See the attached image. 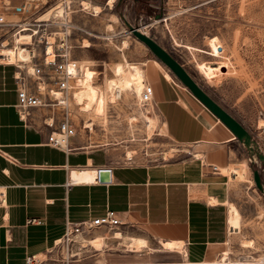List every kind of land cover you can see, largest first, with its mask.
I'll list each match as a JSON object with an SVG mask.
<instances>
[{
    "label": "rangeland",
    "instance_id": "obj_1",
    "mask_svg": "<svg viewBox=\"0 0 264 264\" xmlns=\"http://www.w3.org/2000/svg\"><path fill=\"white\" fill-rule=\"evenodd\" d=\"M85 1L99 5L101 12L94 11L92 5L86 8ZM109 1L0 0L6 19L2 24L13 26L8 34L0 29V61L24 58L21 46H34L35 56L42 57L46 36L51 41L62 35L53 33L62 30L53 22L69 21L72 25L65 38L72 44V70L77 74L71 79L74 98L69 100L75 135L89 144L108 142L121 162L188 159L195 145L168 136L152 103L142 102L133 88L123 90L115 101H109L106 81L114 77L116 64H125L126 60L144 69V79H150L151 73L159 70L155 60L159 61L176 82L184 85L128 30L126 19L177 58L259 140L264 153V0H114L111 6ZM58 7L64 8V16L56 15ZM36 18L47 20L50 25L44 35L39 37L35 33L30 39L22 33L15 44L17 24ZM108 24H112L111 29ZM125 41L127 44L123 46ZM77 66H81L83 79L78 78L82 71L78 72ZM55 115L60 117V112ZM238 143L241 149L233 163L221 168L228 175L226 198L234 203L230 205L234 231L224 247V251H233L229 255L199 263L177 261L154 248L129 250L124 243V238L131 236L128 229L113 232L83 227H71L55 249L62 247L63 255L67 249L76 253L77 260L71 264H253L254 259L264 264V192L256 187L252 174V169L257 168L264 183V163L256 155L251 157L245 146ZM241 162L245 164L243 171H238L237 178H231L234 165ZM116 232H121L123 238L115 237ZM53 252L39 257H49Z\"/></svg>",
    "mask_w": 264,
    "mask_h": 264
},
{
    "label": "crops",
    "instance_id": "obj_2",
    "mask_svg": "<svg viewBox=\"0 0 264 264\" xmlns=\"http://www.w3.org/2000/svg\"><path fill=\"white\" fill-rule=\"evenodd\" d=\"M11 59L0 61V264H23L26 256L44 255L63 238L67 222L102 215L107 208L116 211L129 235L146 239L131 251L154 248L169 259L192 263L233 252L224 251L234 231V203L226 198L228 175L221 168L233 163L240 141L186 86L166 77L158 65L145 79L152 85L151 103L162 128L175 141L194 144L192 156L164 163L121 162L108 142L89 144L74 134L66 146L48 143L51 127L42 117L49 109L32 107L22 119L16 107L17 60ZM54 117L56 122L59 116ZM242 166L234 165L231 178ZM99 168L110 170L109 181L98 180ZM75 172L91 177L81 180ZM166 242L175 246L167 249Z\"/></svg>",
    "mask_w": 264,
    "mask_h": 264
},
{
    "label": "built area",
    "instance_id": "obj_3",
    "mask_svg": "<svg viewBox=\"0 0 264 264\" xmlns=\"http://www.w3.org/2000/svg\"><path fill=\"white\" fill-rule=\"evenodd\" d=\"M5 22V13L2 5L0 6V23ZM46 20L34 19L31 24H35L38 29L46 32L44 27ZM29 23V22H27ZM63 30V35H56L57 40H48L45 38V44L43 46L42 60L39 62L35 60L33 69L31 72L22 70L23 64H16L17 69L14 73V82L17 91L16 107L22 119H24L28 110L32 107H47L50 110L49 115H43L42 122L44 125L51 127L47 136V141L54 146H66L68 137L75 134V125L70 118L69 100L73 97L72 89L74 85L70 82L74 76L70 70L71 63L69 62V48L72 44L65 38V33L71 27V23L68 21H56ZM27 24V28L31 30L32 26ZM17 26L21 29V25ZM16 28V29H19ZM58 34V30L53 32ZM42 35V34H41ZM50 46V49L48 48ZM30 52V57H35L33 46L26 47ZM146 82V86L143 90L142 101H152V85ZM60 112V117L55 122V113ZM51 117V118H49ZM214 171H217V166H212ZM3 200V193L0 191V203ZM71 227H83L84 229H110L115 231H121L125 228L120 220V217L114 209L107 208L104 214L98 215L92 218L84 219L76 224H66V233H69ZM230 230V229H229ZM64 235V236H65ZM63 236V237H64ZM60 239L57 243L51 247L48 252L49 257H39L37 255L26 256L23 264H71L77 260L75 258L76 253L68 252L62 254V247L60 250L55 247H60ZM55 249V250H54ZM47 252V253H48ZM60 252V253H59ZM60 254L61 256H58ZM263 261H257L254 259L253 264H263Z\"/></svg>",
    "mask_w": 264,
    "mask_h": 264
},
{
    "label": "bare ground",
    "instance_id": "obj_4",
    "mask_svg": "<svg viewBox=\"0 0 264 264\" xmlns=\"http://www.w3.org/2000/svg\"><path fill=\"white\" fill-rule=\"evenodd\" d=\"M113 1L114 0H110L108 4L111 6L113 4ZM83 4L85 5L86 8H89V6L92 5V8L96 12H99L101 10L99 5H93L90 2H86V1ZM56 11H57L56 15L64 16V14H63L64 13V8L63 7H58V10H56ZM62 21H64V20H62ZM5 22H6V19H5ZM27 22H29V23H27ZM31 23H32L31 20H24V21L19 23L21 25V27H23V28L18 29V31H17L18 34H16V36H15V38L13 40V42H15V44L17 43L18 39L21 37L22 33H24L26 36H29L30 39H31V36L33 34H35V33H38L39 37H42L41 36L42 33L44 35L45 32H43V30L38 29V27L35 24L33 25ZM27 24L33 25L32 28H31L30 33L22 32V30H29V28H27V26H26ZM111 25L112 24H108L107 27L109 28V27H111ZM49 26L50 25L47 23V20H46L44 27L47 29ZM12 27L13 26L0 23V29L1 30H5L6 34H8L13 29ZM66 29H70V27L68 26ZM109 29H111V28H109ZM54 31H56V30H54ZM60 32H62V35H63V30H61V31L58 30V34ZM46 37L48 38V36H46ZM29 42H30V40L28 42H24V43H29ZM20 44H23V43H20ZM20 44H19V46H21ZM126 44L127 43L125 41L123 46H125ZM85 46H89V44H85ZM33 50L35 51V47L34 46H33ZM21 54H23L25 57L24 58H18L17 61H15L14 63L15 64H23V68H22L23 71L26 70L28 72H31L32 69H33V64H34L35 60H37L39 62L42 60V57H39L40 60H39V58H37V56H35L36 57L35 59H34V57H30V52H28V49L26 47H24V46L23 47L21 46ZM35 55H36V53H35ZM69 62L71 63L70 70L73 73V75L76 76L77 74H75L73 72V70H72L73 62L71 61V58H70V48H69ZM156 64L160 68L163 67L162 64L159 61H156ZM79 71H82L81 70V66L78 67V72ZM165 75L168 78L171 77V74L168 71L165 72ZM81 76L78 77V78L79 79H83V71H82ZM145 81L146 80L144 79V70L139 65L131 64V63H129L128 60H126L125 64H122V63L116 64V66L114 68V77L111 78V79H107V81H106V90H107L108 94H110L109 95V99H110L109 101L110 102L115 101V99L121 95V92L123 90L127 89V88H129V89L133 88V90L136 92V94L138 95V97H140V100H141L142 99L143 90H144V88L146 86L145 85L146 84ZM72 90H74V89H72ZM42 108H44V107H42ZM149 121H150V119H149ZM130 155H131V152H128V156H130ZM87 173L86 172L85 173L84 172H75L74 176L78 177L79 179L82 180V178L84 179V178H87V177H91V176H88ZM102 175H103V177H106V173H102ZM75 180H77V179H75ZM115 237L123 238V235H122L121 232H116V236ZM96 239H99V238H96ZM124 239H125L124 243L126 244V246L128 247L129 250H134L135 248H139V247L144 246L146 244V239L142 238V237L127 236V238H124ZM163 245H164L165 248L168 247L167 249H169V248H173L175 246V243L174 242H166ZM181 250H182V248H181ZM188 263H191V262H188Z\"/></svg>",
    "mask_w": 264,
    "mask_h": 264
},
{
    "label": "water",
    "instance_id": "obj_5",
    "mask_svg": "<svg viewBox=\"0 0 264 264\" xmlns=\"http://www.w3.org/2000/svg\"><path fill=\"white\" fill-rule=\"evenodd\" d=\"M120 16L124 17L123 15ZM124 21L128 30L141 40L157 56V58L175 74L190 92L231 130L235 137L245 146L250 156L253 157L256 155V157L264 163V153L260 150L258 143L252 137L248 129L211 95H209V93L193 78L177 58H175L157 40L126 19H124ZM97 172L99 181L110 180V170L108 168H99ZM102 173H106V177H103ZM252 174L256 187L264 192V183L259 170L253 168Z\"/></svg>",
    "mask_w": 264,
    "mask_h": 264
}]
</instances>
